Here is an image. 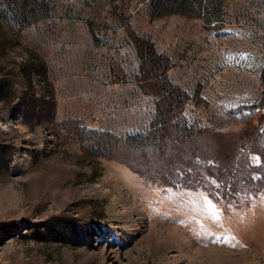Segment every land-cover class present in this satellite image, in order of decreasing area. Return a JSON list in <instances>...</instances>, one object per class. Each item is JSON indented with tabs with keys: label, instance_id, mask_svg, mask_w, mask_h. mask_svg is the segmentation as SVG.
Here are the masks:
<instances>
[{
	"label": "rangeland",
	"instance_id": "rangeland-1",
	"mask_svg": "<svg viewBox=\"0 0 264 264\" xmlns=\"http://www.w3.org/2000/svg\"><path fill=\"white\" fill-rule=\"evenodd\" d=\"M47 2L0 17V264H264V0ZM133 34L189 97L164 144Z\"/></svg>",
	"mask_w": 264,
	"mask_h": 264
},
{
	"label": "trees",
	"instance_id": "trees-1",
	"mask_svg": "<svg viewBox=\"0 0 264 264\" xmlns=\"http://www.w3.org/2000/svg\"><path fill=\"white\" fill-rule=\"evenodd\" d=\"M47 1L0 0V17L26 24L48 14ZM207 4L208 0H149V13L151 16H161L170 12L202 16V9H208ZM213 14V11L206 10L204 20L210 21ZM132 39L140 58V69L136 76L137 83L142 87L143 92L154 96L157 110V116L151 120L148 130V134H152L151 141L145 138L144 142H139V145L153 146L158 141L159 144H164L167 142L164 137L167 134H182L184 124L180 114L189 97L181 86L166 78V71L170 66L169 57L158 52L149 37L133 34ZM9 79L11 78L0 75V93L4 90L12 92L13 79ZM139 135L143 137L141 133ZM10 150L11 146L8 142L0 141V171L8 169Z\"/></svg>",
	"mask_w": 264,
	"mask_h": 264
}]
</instances>
